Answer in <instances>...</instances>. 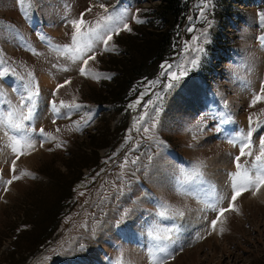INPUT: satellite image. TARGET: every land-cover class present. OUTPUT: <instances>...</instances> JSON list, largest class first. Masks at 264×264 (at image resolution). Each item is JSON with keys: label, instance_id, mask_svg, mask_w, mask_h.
<instances>
[{"label": "rangeland", "instance_id": "rangeland-1", "mask_svg": "<svg viewBox=\"0 0 264 264\" xmlns=\"http://www.w3.org/2000/svg\"><path fill=\"white\" fill-rule=\"evenodd\" d=\"M101 4L109 14L126 12L131 30L121 25L108 50L97 44L95 59L86 66L71 61L69 53L57 50L71 45V21L84 13L86 27L94 26L106 14ZM156 4L0 0V72L5 73L0 75V116L20 107L30 80L31 90L38 91L34 119L26 122L34 147H18L19 159L5 135L12 132L0 124V257L26 246L40 219L48 220L40 203L55 196L51 175H62L74 183L67 186L61 218L48 225L45 235L53 241L33 248V255L23 254V264H154L162 254L153 237L166 235L164 229L173 230L174 241L173 258L165 264H264V185L255 195V188L241 190L238 211L226 212L215 230L211 222L218 211L209 207L228 208L231 202L240 144L230 141L252 131L253 156L240 160L250 166L264 136V100L251 103L264 84V0H191L183 42L158 74L133 82L126 94L136 97L129 102L99 103L97 93L119 74L108 63L125 55L133 26L149 22L145 14ZM171 73L180 79L171 81ZM170 82L173 87L167 88ZM197 90L203 102L194 110ZM51 101L59 114L51 110ZM61 101L78 107H63ZM81 158L90 159L79 168L75 162ZM200 163L202 180L181 183L183 173ZM12 175L20 178L6 185ZM164 205L168 211L160 216Z\"/></svg>", "mask_w": 264, "mask_h": 264}, {"label": "snow or ice", "instance_id": "snow-or-ice-1", "mask_svg": "<svg viewBox=\"0 0 264 264\" xmlns=\"http://www.w3.org/2000/svg\"><path fill=\"white\" fill-rule=\"evenodd\" d=\"M21 4L30 3V0H20ZM210 2L206 3L204 7H209ZM100 8L104 10L106 13L104 16L100 17L99 20L95 23L94 26H87L86 21L84 20V13H81V16L78 20L71 21L74 32L71 37V45L70 46H59L57 48L58 51L69 53V59L73 62L82 61L83 65H87L88 61L91 59H95V47L99 43H103L104 50H108L107 45L108 42L112 39L113 32L118 33L121 30V25L123 29L131 30L129 25L125 23L126 19V12L121 13H108V9L104 4L100 5ZM23 10V9H22ZM91 11V6L86 10ZM139 11V10H137ZM201 13L203 14V8L201 9ZM264 19V16L261 17ZM210 26V25H209ZM8 28H13L11 25H7ZM13 31L15 29L13 28ZM203 35V33H202ZM197 37H193V40H196ZM262 42H264V37L261 38ZM198 52H202L203 49H195ZM91 53V55H88ZM2 64V62H0ZM192 64L195 66L196 60L192 61ZM164 67V65H162ZM171 67L170 65L168 66ZM66 70V69H65ZM6 71V70H5ZM81 74H84L85 67L80 68ZM4 72H0V75H4ZM185 73L184 71L180 72V76H183ZM29 77L33 74L31 72L28 73ZM180 76H177L175 73L170 74L171 81H178ZM69 83V81H65L64 84ZM64 84L57 85L56 90H54V95L56 92L59 91L60 88L64 87ZM26 89H28V94L26 99L21 98V104L19 108H15L10 110L6 116H0V124L5 126L12 135H8V131L5 132V135L8 136L10 141L11 151L17 154V159H19V151L18 147L22 148H33L34 145L31 143L30 137L27 135L29 131L28 125L26 122L32 121L34 119L35 113V105H36V97L38 96V91H32V81L30 80L27 85H25ZM167 88L173 87V84L170 82L166 85ZM159 99V97H158ZM264 100V84L261 86V94H257L254 99L252 100V106H254L257 102ZM61 106L66 108L78 107V105H65L63 101L60 102ZM51 110L55 114L60 113V108L57 107L54 101L50 102ZM130 107H132L130 105ZM23 108H27V112L22 111ZM140 120H143L144 117L140 116ZM249 123H252V116H249ZM264 123V121L260 122ZM155 127V125H153ZM144 131L147 133L149 131L148 128H145ZM41 134H43V129H40ZM252 136V131L250 130L247 135H240L235 138L234 141L230 142H237L240 144V155L235 158L236 160V168L237 171L232 173V188L233 194L231 196V202L229 203L228 208L219 207L217 208V204H211L209 207L214 210L218 211L217 218L211 222L212 230L216 229L217 223L220 221V218L225 215L228 211H238L235 208V201L237 197L241 195V190H248L250 188H255V192L259 191L260 187L264 185V136L261 137L260 140V151L259 154L254 156V160L252 161L250 166L244 165L240 163L241 157L246 156H253V153L250 149V137ZM59 147V145H57ZM247 149V151H246ZM135 163V161H132ZM15 165L16 161L13 160L12 162V171L15 172ZM122 168L124 165L121 166ZM203 164L200 163L196 165L191 172H184V180L181 183H188L192 181L199 182L203 178L202 172ZM27 174V173H22ZM20 176L12 175L10 179H8L5 184L10 185L13 181L18 180ZM7 191V187L4 188ZM83 193H81L82 195ZM168 211V206L164 205L163 210L159 213L160 216H164ZM176 215L183 216L184 212L180 210H176ZM166 235H161L157 232L154 235V240L157 241V249L158 253H161L158 258L154 260V264H165L166 259H171L172 253L169 251V247L171 243H174L172 239V229H164L163 230ZM82 247V246H81ZM155 255V254H154Z\"/></svg>", "mask_w": 264, "mask_h": 264}, {"label": "trees", "instance_id": "trees-1", "mask_svg": "<svg viewBox=\"0 0 264 264\" xmlns=\"http://www.w3.org/2000/svg\"><path fill=\"white\" fill-rule=\"evenodd\" d=\"M190 1L158 0V4L150 8L149 12L145 14L150 18V21L146 24L133 26V35L128 37L125 55L108 63V65H113V69L115 68L119 74L114 78L115 82L110 83L105 91L97 93L96 100L99 103L103 101L129 102L136 97V95L133 97V95L128 96L126 94L133 87V82L150 81L158 74L160 68H162V63L167 61L175 52L180 40L181 43L183 42L186 32L184 24L187 20ZM89 159L81 158L80 161L75 163L79 168H82V166L87 165ZM65 166L69 170L74 168L72 164ZM65 177L67 176L60 175V177H56L51 175V179L54 180L57 188L63 187L64 184H66V188L64 187L63 190H57L56 188L57 191L53 192L55 196L51 199L52 202L40 203L39 208L41 211H45V218L48 220L40 219L38 231L34 234L30 233L28 244L3 254L0 257V264H23L25 259L23 254L30 252L33 255L35 253V251L32 252L33 248H45L53 241L50 234L45 235L50 227L48 225L61 218V209L66 206L64 199L69 198L70 194L67 186L74 183L68 177V179ZM30 222H32V219H30Z\"/></svg>", "mask_w": 264, "mask_h": 264}, {"label": "bare ground", "instance_id": "bare-ground-1", "mask_svg": "<svg viewBox=\"0 0 264 264\" xmlns=\"http://www.w3.org/2000/svg\"><path fill=\"white\" fill-rule=\"evenodd\" d=\"M201 91L200 90H197L196 91V94H195V97H194V101L191 103V107H193V109L194 110H198V109H200L201 107H202V104H201V102H203L202 101V97H201ZM216 178H214V180H215ZM216 180H218V179H216ZM215 180V181H216ZM214 181V182H215ZM216 186V185H215ZM180 236V235H179ZM181 239V238H180Z\"/></svg>", "mask_w": 264, "mask_h": 264}]
</instances>
